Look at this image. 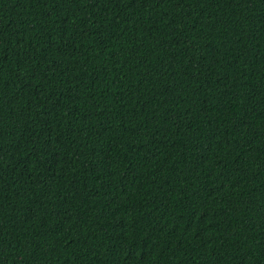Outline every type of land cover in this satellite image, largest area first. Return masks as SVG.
I'll return each instance as SVG.
<instances>
[{
	"label": "trees",
	"instance_id": "obj_1",
	"mask_svg": "<svg viewBox=\"0 0 264 264\" xmlns=\"http://www.w3.org/2000/svg\"><path fill=\"white\" fill-rule=\"evenodd\" d=\"M0 264H264V0H0Z\"/></svg>",
	"mask_w": 264,
	"mask_h": 264
}]
</instances>
